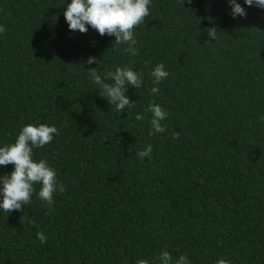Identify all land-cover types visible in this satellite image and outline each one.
I'll return each instance as SVG.
<instances>
[{"label":"trees","instance_id":"16d2710c","mask_svg":"<svg viewBox=\"0 0 264 264\" xmlns=\"http://www.w3.org/2000/svg\"><path fill=\"white\" fill-rule=\"evenodd\" d=\"M70 3L0 0V147L28 124L55 126L33 159L66 189L51 214L39 184L24 213L0 210V264H159L164 250L189 264H264V9L237 0L247 16L233 19L228 0H151L132 56L90 26L70 31ZM160 63L170 75L153 96ZM98 67L143 74L126 93L135 108L100 96L86 72ZM153 100L167 131L150 135ZM13 171L0 166V177Z\"/></svg>","mask_w":264,"mask_h":264},{"label":"clouds","instance_id":"9594fccd","mask_svg":"<svg viewBox=\"0 0 264 264\" xmlns=\"http://www.w3.org/2000/svg\"><path fill=\"white\" fill-rule=\"evenodd\" d=\"M186 0H181L184 6ZM189 4L192 0H187ZM231 7L233 19L237 17H246L247 12L237 0H228ZM249 7H258L264 9V0H244ZM151 0H71L64 12L65 20L72 32L86 34L91 29L97 31L101 37L114 36V45H127L122 51L135 56L139 54L136 47L137 40L134 37V29L141 23H144L150 15L149 6ZM7 31L6 27L0 25V35ZM212 40L217 39L218 30L216 27L205 30ZM87 64H100V59L90 57ZM89 79L98 86L99 94L105 98L114 110L124 112L135 108L136 103L131 102L126 93L129 86L137 89L142 86L143 74L135 72L131 67H117L114 71L106 70L99 72V67L86 70ZM154 81V86L150 89L151 95H158V87L169 77V72L165 69L163 63L157 64L150 73ZM106 81H111L108 83ZM145 112L151 113L149 124L151 126L150 135L155 133H164L167 127L164 121L168 113L155 101H150ZM135 119L141 121L145 116L136 114ZM264 121V116L261 117ZM58 129L55 126L40 124L39 126L28 124L24 126L16 141L4 147H0V166L7 167L14 165V171L10 175L0 177V210L8 213L19 211L24 213L25 207L31 204L34 185H41L38 198L43 201L49 213L54 210V195L57 191L63 194L66 189L62 183L57 180V173L54 168L49 166L46 160L39 162L33 159L34 148H44L53 142L54 136L58 135ZM174 140L179 139L178 133H173ZM153 147L147 145L145 150L137 153V158L141 161L145 157L151 158ZM23 221V219H22ZM35 226V221H32ZM37 238L41 243L47 242L44 232H37ZM159 264H189L187 255H180L173 261L172 255L164 250L158 256ZM136 264H149L146 259L137 260ZM216 264H230L227 259H220Z\"/></svg>","mask_w":264,"mask_h":264}]
</instances>
